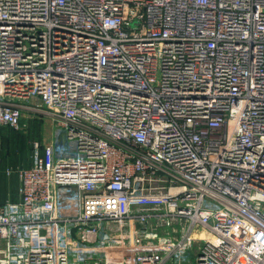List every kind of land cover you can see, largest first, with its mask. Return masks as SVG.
<instances>
[{
  "label": "built area",
  "instance_id": "1",
  "mask_svg": "<svg viewBox=\"0 0 264 264\" xmlns=\"http://www.w3.org/2000/svg\"><path fill=\"white\" fill-rule=\"evenodd\" d=\"M36 142L0 264H264V0H0V129Z\"/></svg>",
  "mask_w": 264,
  "mask_h": 264
},
{
  "label": "rangeland",
  "instance_id": "2",
  "mask_svg": "<svg viewBox=\"0 0 264 264\" xmlns=\"http://www.w3.org/2000/svg\"><path fill=\"white\" fill-rule=\"evenodd\" d=\"M59 130L57 123L47 114L25 112L19 128L4 127L0 129V175L8 169L26 168L31 162L33 146L36 142L42 146L49 145L56 139ZM7 187L12 197L18 192L17 176L8 177ZM0 178V183L4 180ZM0 185V199L3 196Z\"/></svg>",
  "mask_w": 264,
  "mask_h": 264
},
{
  "label": "trees",
  "instance_id": "3",
  "mask_svg": "<svg viewBox=\"0 0 264 264\" xmlns=\"http://www.w3.org/2000/svg\"><path fill=\"white\" fill-rule=\"evenodd\" d=\"M30 165V164H29ZM2 174V176L0 175V178L2 177L3 179H4V177L7 179V177H6V175H5V173H1ZM6 179H4L3 180V182L2 183H0V185H2L3 187V196L1 197V198H6L5 196L7 195V194H9L10 192H9V188L7 187V180ZM1 191V190H0ZM5 195V196H4ZM15 200V199H14ZM17 200V199H16ZM15 200V201H16Z\"/></svg>",
  "mask_w": 264,
  "mask_h": 264
},
{
  "label": "crops",
  "instance_id": "4",
  "mask_svg": "<svg viewBox=\"0 0 264 264\" xmlns=\"http://www.w3.org/2000/svg\"><path fill=\"white\" fill-rule=\"evenodd\" d=\"M5 196V195H4ZM6 198L0 199V202H5L7 199H11L12 201H15L16 199L18 200V192L12 197V195L7 194L5 196ZM15 199V200H14Z\"/></svg>",
  "mask_w": 264,
  "mask_h": 264
}]
</instances>
